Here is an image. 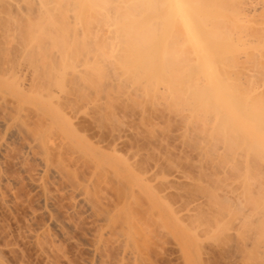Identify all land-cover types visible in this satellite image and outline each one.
<instances>
[{"label": "bare ground", "instance_id": "1", "mask_svg": "<svg viewBox=\"0 0 264 264\" xmlns=\"http://www.w3.org/2000/svg\"><path fill=\"white\" fill-rule=\"evenodd\" d=\"M11 1L12 0H10V2ZM30 1L32 2L33 0ZM37 1L40 5L41 3H39V0ZM45 1L43 3L46 5L50 2ZM54 1L58 2V0ZM66 1L68 7L72 6V8H70L72 13L76 12V10L78 9L76 7V4H79L78 7L81 6L79 3L81 2L80 0ZM95 1L97 5H95ZM262 1L264 2V0ZM262 1H259L261 3V7L260 5H256L260 4L257 2V0H93V3L89 2V0H83V4L80 10L82 14L83 5L84 10L87 7L86 3L90 4L88 5L90 7L92 3V10L90 9V7L88 8L98 17L96 19L93 16V19H88L89 21L93 20L92 22H95V25L97 24L98 26H96V31H94L96 33L94 34H97L96 36H98V34H101L100 31V33H97V29L102 27L100 24H98L99 19L103 21V24L105 23V26L103 28L107 27V30L109 29V32H112L110 33L111 36L108 34L106 35V37H108L109 41L110 38H112V41L110 42L111 45L110 43H108V45L109 49L112 46L110 50H112L113 53V60H116V57L119 56L118 52L120 53V55L122 51H124L125 54L127 53V56L130 55V49L125 50L128 41H130V45H134V43L139 44L134 45L135 48L133 49L135 51L132 50L131 53L134 57H138V59H140L139 61L143 59L142 62H139L138 59L133 57L134 59H136V62H138L139 64H143V66H145L144 69H147L146 71L148 72L150 71V67L148 66H151V63L153 64V66H156V64L157 66H159V60L164 61V58H167L165 59L167 60V63L166 61H164L165 63H162L164 66L162 65L160 67L161 69L163 67V70L168 72H161L163 74L161 77L165 76L163 77V79L165 78L163 81H165L167 86L169 85V88L171 85H173L171 86V88H173L176 85L181 84V82L183 83V85H181L182 88L184 87L185 89H182L181 85L177 87L178 90L180 89L179 93L181 95L180 97H182V101L184 100V103H186L185 106L187 108L185 107L186 109L184 108V110H187L190 113H187L190 115L188 116L193 118V120L192 118H190L191 121L188 120L189 117H186L185 120H183L185 121V123L186 121L190 122L188 126H190L191 128V123H194L195 125L193 126L197 127L195 128L197 129V137L198 139H200L198 141H200L202 144H207L206 146L204 144H201L203 148L204 146L206 147L203 149L197 141V145L200 146L201 151L204 150L202 153L207 155L213 153L218 154L219 151L216 149L219 147V144L214 145V143H220V145H224L225 148H223V146H220L218 149H222H220V152H222V154H225V151H223V149L228 150L229 153L227 151V155H229V157L232 156V154H234L235 157V154L237 155L239 153L241 155H244L245 153H249V151L256 152V156L259 153L260 156L262 152L264 153V100H262L264 99V93L256 94L258 92L257 87V92H255L254 94L252 91H255V88L254 90L253 88H250L252 87V85L254 86V84L248 85L247 83L246 84L250 88L248 89L249 92L242 93V91H240L242 89L244 91L243 84L244 86H246L245 82L254 83L251 81V78L254 79L256 77V74L259 73H256V71H254L255 68H253L254 70L252 68L249 69V66H252V64H250L248 60V65L250 64L248 68L246 67L247 64L246 66H244L245 64H241V61L245 57L241 58V61H239L240 59L238 57L241 55H238V57L236 56L240 52H237L236 55L235 52L238 51L239 48L237 47L239 46V44L241 47H243L239 50L243 51V49L247 45L249 47L251 45H254V47H256V41L258 40L259 44L262 41L260 39V36H262L260 32L264 28H262V26H259L260 24H258L260 22L262 23V21L264 23V19H262L264 18V15L260 14L261 17H259V13L263 12L264 14V3ZM99 2H101L102 4L99 5ZM56 4H54L56 8L54 7L53 10L57 9L58 5ZM59 4L62 6L61 3ZM93 4L96 7L93 6ZM98 5L100 7H98ZM16 6L18 7V5L15 4V7ZM47 6H51V3H49V5ZM257 6H260L261 8ZM65 7L66 6H63V8L68 12V7ZM31 8H33V6ZM58 8L60 9L59 6ZM63 8L60 9L61 12L64 10ZM98 8L101 10V12ZM258 8L261 9V12H257V14L258 17L262 20H260V22L259 20H257V23H255V21H253L250 17L248 21L247 16L249 14L247 13H256L255 11L258 10ZM34 9H32V11ZM49 10H52V8H49ZM64 11L62 12V15L65 16L66 14H64ZM90 11L89 14H91ZM47 12V15H51L49 16L50 23L51 20L53 21V24L57 23L58 21H56V19L53 20L54 16L53 14H50L51 11ZM61 12L59 11V13H55V15H57V18H59L58 16L61 14ZM142 12L146 14L144 15ZM230 12L231 15H229ZM241 12L244 14L246 13L247 16L245 15L244 17L243 14L242 16L238 15ZM147 13L152 14L150 20L148 19V17L146 18V16H148ZM14 14L15 12L13 13V15ZM124 14H126L127 17ZM139 14L143 15L142 17L145 18V22L147 23H144L149 25V27L145 25L147 29L143 25L144 29L147 30L145 31L143 29L145 32L142 31L143 27L141 28V25H139L141 23L140 20H142V17L140 18L141 15ZM76 15H78V12L76 13ZM79 15L76 21H79V18L81 16ZM233 15H236L235 19L238 18V21L241 22V20H243V22L240 23L242 25L239 26V22H237V20V23H231V16ZM238 16H240L242 19ZM254 16L255 15H253V17ZM14 17L15 16H12L11 13L3 14V16L0 15V186H3L4 183L9 182V179L5 173V168L7 164H9V160H11V162H15L16 166L18 167L20 181H23L25 185H28L38 195V201L36 204L39 205V208L37 210L34 208V210L31 211L30 219L36 218V215L39 213L41 214V216L45 217V225L36 228L30 227L28 229L29 237L34 243L38 254L45 258V263L49 262L51 264H54L53 261L55 259H60L61 261L62 259H65L64 261H66L68 264L76 263L70 256L66 255V248L62 246L63 241H61V243L58 238L65 239L66 241L70 242L72 240L71 233L73 231H78L79 229L81 230L83 224H85L84 222L86 221V219H89L91 221V230H89L88 232H90L89 234L91 236L88 235L90 236V238L87 242L86 248L90 253V258H87V260L84 261L83 264H153L149 258L151 245L155 244L156 246H160L161 244H163L165 236L169 231H171L167 223L165 195L163 189L160 187L162 186V184L152 185L150 183L151 179H149L146 174H143V172H139L138 170H136L133 163L130 162V159L128 157H125L120 151L118 140L114 139L104 145L101 138H97V140L92 139L84 133L85 129L80 128V125L75 123L74 120L75 118H77L78 113L81 110L80 108L84 103L90 100V95L83 90L86 85V79L84 75H82L83 72L80 73L81 70L78 69V66H72V68L74 67L72 71L73 73L72 75H70L72 77L69 79H67L68 77H66L65 81H70V84H72L74 87V92L70 91L71 89L69 90L66 87L67 89H63L65 93H55L52 88L55 81V79H53L54 75L60 71L62 72V74L67 73L68 69L66 68L69 67L70 64H68V62L63 57L59 58L60 60H62V63H60L57 58L58 54L55 53L52 55V53H54L53 48H48L50 60H43L45 57L40 60L39 54H42L45 48L41 46L44 49L42 50V52H40L41 47H39L38 44L35 43V38L33 37L34 34L32 35L33 40L30 37L32 42L28 45L27 43L24 44L23 38L26 37L28 39L29 36H27V34L29 35V33H25L26 36L24 35L25 37L22 38V34H24L21 31L22 29L20 24L22 22H18V16L17 18ZM51 17L53 18L51 19ZM69 17H71V15ZM69 17H64L67 20H65L66 24H70L71 22L70 20H68ZM243 17L244 19H247V23H250L252 21L254 22V25L258 24V27L254 26L252 23L249 26L247 25L249 29H252L250 27L251 25L255 28L260 29L259 34L257 32L258 29H255L253 32L255 34L256 31V35H253L252 33L254 38L257 37V39H255L256 45L255 43L249 45L250 40L254 38L250 37V35L248 37L251 39H248L249 41H247V39H245V36H243L244 33H246V30L245 32L243 31L244 33L242 37L243 42L244 40L245 43L249 42L248 44L246 43L247 45H244L245 43L241 45L242 37H240L239 35L238 37L235 36L238 29L234 31L233 25H236L237 27H247ZM258 17L255 16V19ZM45 18H47V16ZM82 18H84V16ZM74 19H76V17H74ZM81 20L82 19L80 18V21ZM74 21L72 20L73 23ZM85 21H87V19ZM172 22L174 24L173 26H175V23H177L176 25H181L183 31H181V27L179 28V31H181L182 34L184 32V35H182L181 32H177L179 25L177 26V28H173L172 26V29L175 32L180 33V35L183 36L185 40L179 41L176 39L177 41H175V37L179 34H171L172 32H174L172 31V29L171 32L169 31V28L171 26L170 23ZM88 23L87 26H92L91 22ZM243 23L245 24L243 25ZM75 24L77 25L78 23L76 22L74 23V25ZM51 25L52 24H50V26ZM76 25L74 27H76ZM108 25H117V29L119 30L120 28H122L121 33H118V30H112L111 27L108 28ZM156 25L158 27L160 26L159 28H161L162 30V34L158 33L161 36L155 33L156 35H158V38L161 37V39H156V43L155 41L151 42V40L147 41L149 40L148 35H150L151 39L152 37L156 38L154 37V34H149L152 33L150 27L152 26L153 29V26ZM230 25H232L231 28H233V30L229 28V31L228 27H230ZM64 26L66 25L64 24ZM138 26L140 27V29ZM77 27L74 28V30H77ZM130 27H132L131 29L135 30L136 35L138 33V36H133L135 32L132 33ZM137 27L139 30L137 29ZM103 28H101V31H103ZM125 28L126 30L128 28L131 31H127V33L125 32ZM222 28L224 30L227 29L228 33L230 32L231 37L227 32L222 31ZM249 29L247 31H251ZM219 30L224 32L223 35L225 34L226 38L229 35L230 40L233 36L232 33H235V38H241V41H239L238 39L237 41L234 37L232 38L234 42L236 40V45H234L235 47L232 46L234 48L232 50H235L236 48L237 50H235V52L233 53L228 52L229 54L226 55L229 56L226 57H228L227 59L228 61H230V57H232V55L234 54V57L238 58L239 60L237 59V61L236 58L233 57V62L230 61V65H232L233 63V65L240 63L237 64L238 67L239 65H241L249 70H253H251L252 74H249L251 77L248 75L249 72L247 73L248 70L245 71V75L250 77L249 81H247L245 77V80L243 78L245 82L241 81L242 75H244V73L240 75L238 73L239 70L236 66L234 68L233 65L231 67L230 65L226 66V64L223 63V60H227L226 58H224L226 52L223 53V51H232L230 50L231 46L228 47L229 44H227L226 42L227 40L228 42L230 41L229 37L225 39V37L223 36L225 40H222V32L219 33ZM164 31H169L171 34L169 35V38H167L168 40H165V42L167 41V45L170 44L171 40L174 38L171 44H174L173 47L175 49H173L172 47L171 50H175L176 54H178V50H181L182 47H184V49L182 50H185L188 47V50L191 52L189 53L188 50H185L186 54L189 53L192 56L189 58H180L178 64V60H175L177 58H172V56H174L173 52L175 51L166 49L170 54H168V52L166 51L164 53L165 57L161 58L163 56V52L165 51L164 47L167 48L166 45H160L163 46L160 47L161 50L162 48L164 49L163 51H161L157 47L158 52H162L161 56H158V52V54H154V56L152 54L155 52L153 48H156L155 44L163 42L162 40H164V35L167 34L166 32L164 33ZM142 33H145V37H147L146 41H144L145 39L144 36L142 37ZM128 34H132V40L127 38L129 36ZM95 35L93 36V38H97L95 37ZM102 35H104V33ZM135 37L138 38L135 39ZM50 38L51 34L49 35V39ZM93 38L91 40H93ZM27 39L25 40L27 41ZM142 40L144 42H142ZM221 40L222 45H224V50H221V48L219 47L221 46ZM137 41H139L140 43ZM146 42L148 44L152 43L153 45H150L152 48L150 52H147V54L146 51H149V49L147 48L150 47L145 44ZM178 42L180 48H177ZM182 42H184V44ZM223 42H225V44H227L228 46H225ZM143 43L144 45H147V47H144ZM180 44H182V47L180 46ZM232 44L234 43L232 42ZM263 45L264 44L260 45L261 48ZM91 46L89 47L90 52L92 50L91 48L94 47ZM122 47H124L125 49L123 48V50ZM139 48L142 52L139 51ZM219 48L220 52L218 51ZM252 48H250L249 50L255 49ZM117 49H120L121 51H118ZM143 49H145V52ZM255 50L259 51L258 48ZM64 51L66 52L67 50L64 49ZM64 51L62 53H64ZM137 52H139L140 54L142 53L141 55L145 56L142 57ZM250 52L251 51H248L249 54ZM116 53L117 55L115 56ZM166 53L170 56H166ZM109 54H111V51ZM125 54L124 57H127ZM242 54L244 55V52ZM146 55L149 57V59ZM259 55L262 57L264 54H261L260 52ZM157 56L161 59L156 58ZM250 56L251 55H249V57ZM150 57L152 59H150ZM220 57H222L223 60ZM256 57V55L253 56V58L252 56L250 57L254 62H258L254 64V67L256 66V64L260 65V63L262 64L264 61V56L263 59L259 56V58ZM54 58H56L57 61L56 59L52 60ZM250 58L249 60H251ZM260 58L263 60L262 62L260 61ZM257 59L258 61H256ZM115 60L114 62L118 61L119 58L118 60ZM150 60L152 62H149ZM252 60L251 63L253 62ZM155 61H159V64L155 63ZM175 61L176 63H173ZM66 62L68 66L66 65ZM221 62L225 65V69L222 67L223 65L221 64ZM139 64L137 66H140ZM181 64L183 65L182 68L180 66ZM111 65L114 67L113 64ZM263 65L264 64H262L261 67L259 66L260 69L264 67ZM137 66L136 68H138ZM156 67H154V69ZM220 67H222V70L224 71L232 68L228 71L231 75L235 73L234 77L236 78V82L237 78L239 77L237 75L238 73L241 76L238 78H241V82H238L241 88H238L237 84L236 88L234 83L230 82L232 79H234L233 76H231L232 79L230 77L231 80L228 78L229 75L226 74V72H224V74H226L224 76V74L221 73L222 71H220L221 69H219ZM112 68L110 70H112ZM167 68H169L171 72L170 70H167ZM61 69H64V71L66 72L62 71ZM161 69H158L157 67V69L155 70H157L158 72ZM180 69H183V71L181 70L183 73L180 71ZM236 69L238 71H236ZM242 69L240 70L243 72ZM155 70H151V72L153 71V73H155ZM231 71H233L234 73L232 72V74ZM169 73H171L174 77L176 76V79H172L170 77L171 74ZM179 74L181 76L180 78L178 76ZM227 75L228 77H226ZM167 76L171 78V80ZM155 77L158 80V76H156V73ZM259 78L261 79L259 80ZM262 79H264V76L260 75L258 77V80L260 81L259 83H261ZM258 80L254 79L253 81L258 82ZM242 82L243 84L241 85ZM63 84L64 86H66L67 83L65 84V82H63ZM261 84H263V80ZM258 96L261 97L262 101L260 100V98H258ZM102 98L103 95H101V99ZM192 109L193 113L191 111ZM81 112L84 113L85 111ZM95 124L99 129L102 127V123L100 120H98ZM188 126L187 128H189ZM193 138L196 139V137L194 136ZM193 138L191 139L194 140ZM192 140H190V142H192ZM17 146H20L21 148L19 152L16 151ZM214 146L215 148H217L214 149ZM205 150L207 151L206 153ZM215 150L217 152H214ZM230 151H233L234 153H230ZM243 151L246 152L242 153ZM240 154L237 155L238 158H240ZM254 154L252 153V155ZM243 155L242 158H244V156L246 157V155ZM256 156L254 157L256 158ZM255 158L254 161H252L250 158L249 160L256 163ZM260 159L258 160L257 156L258 162L261 161ZM259 164L257 163V166ZM253 165L255 166V164ZM60 189H62V191L65 192L70 198V207L65 212L62 218H60L61 216H59L55 205L57 194ZM60 257L63 258L61 259ZM57 262L58 261H56L55 264H57Z\"/></svg>", "mask_w": 264, "mask_h": 264}, {"label": "rangeland", "instance_id": "2", "mask_svg": "<svg viewBox=\"0 0 264 264\" xmlns=\"http://www.w3.org/2000/svg\"><path fill=\"white\" fill-rule=\"evenodd\" d=\"M4 1L0 0V15L3 16V14L11 13L12 16H15L14 18H17V16L19 17L18 22L19 23L22 22L20 24L21 29H22L21 31L22 33H24L22 34V38L26 36L25 33L26 34L29 33V35L27 34V36H29L28 39L26 37L23 38V43L24 44L27 43V45L30 44L33 40L32 35L34 34L33 37L35 38V43H37L39 47L43 46L45 48V50H43L44 48L42 47L40 48V52H42L43 50V53L39 54L40 60H42L44 57L45 58L43 60H50V57H49L50 54H49L48 48L50 49L53 48L54 53H52V55L55 53L58 54L57 58L60 61V63H62L61 62L62 60H60L59 58L63 57L68 62V64H70V66L67 68L65 66V68L68 69L67 73H63L64 74L63 75L62 72L60 71L55 74L56 76L54 75V77L56 78L53 77V79H55L56 84L54 81L52 88L55 93H58V94L65 93L63 89L65 90L67 88L69 90L71 89L70 91L74 92V89H73L74 87L72 84H70V81H65L66 77H68L67 79L72 77L70 76L72 75L73 73L72 71L74 69V67L72 68V66L74 65L76 67L78 66V69L81 70L80 73L83 72L82 75H84L86 79V85L83 90L87 94L90 95L89 97L90 100L84 103L83 106L80 108L81 109L80 112L81 111L83 112L85 111V112L78 113L77 118H75V120L73 119L75 123L80 125V128L85 129L84 133L87 136L91 137L92 139L97 140V138L99 139L101 138L103 140L104 145H106L108 142H111L114 139L118 140L120 151L125 157H128L130 159V162L133 163L136 170H138L139 172H143V174H146L149 177V179H151L150 183L152 185L162 184V186L160 187L163 189V192L165 195L166 209H167L166 210L167 223L171 231H169L167 235L165 236V240L163 244H161L160 246H156L155 244L151 245L150 252H149V255H150L149 258L151 262L153 264H264V160H263L264 157H262L264 156L263 155L264 153L262 152L263 153L262 154L260 152L262 154V155L260 154V156L258 153L257 155L258 160L262 157L260 159L261 161L259 162L257 161L256 152L249 151V153L244 154L246 155V157L242 154L244 158H242V155L240 153H239L240 158H238L237 156L239 154L237 155L235 154V157H234V154H232V156L229 157V155H227L229 153L228 150L223 149V151H225V154H222V152H220L221 148L218 149L220 146L221 147L223 146V148H225V146L222 144L220 145V143H214V145L219 144V147L216 145L218 147V148L216 147L217 149L215 148V146L213 147L214 149L219 151L218 154L209 153L210 155H207V154L202 153L204 150L201 151V148H200L202 143L198 141L200 139H198L197 137V131H196L197 129H195L197 127L193 126L195 125L194 123H191L192 124V128H191L190 126H188L190 122L186 121L185 123L184 121L186 117L190 116L189 115L190 113L187 110H184V108L186 107L185 106L186 103H184V100L182 101L181 99L182 97H180L181 95L179 93L180 89L178 90V87H177L181 84L183 85V83L181 82V84L176 85L173 88H171V86H173L171 85L169 88V85L167 86L165 81H163L165 79V78L163 79V77L165 76L161 77L163 75L161 72H168V71L163 70V67L162 69L160 67L165 63L164 61H166L167 63V60H165L167 58L165 57L164 53L167 50H171L174 45V44L173 45L171 44L174 38L173 39L171 38L172 40L170 44L168 45L166 44L167 41L165 42V40H168L167 38H169V35L173 33H176L174 35H177V34L180 35V33H177V32L183 31L181 25L178 24L179 25L178 26L176 25L177 23L174 22L175 26H173L174 25L173 22L170 23L171 26L169 28V31L171 32L172 26L173 28L174 27L177 28L178 26V31L175 32L172 29V31L174 32H172L171 34L169 31H164V33L166 32L167 34L164 35V38L162 37L164 39L162 40L163 42H159L157 44H155L156 39H161V37L158 38V35L162 34L161 33L162 30L161 28H159L160 26L158 27L157 25L153 26L154 30L152 29V26L150 27L152 30V33H149V34H152V35L154 34L155 35L154 37H156V38H153L151 36L152 39H154L152 40L150 38V35H148L149 40L147 41H150V40L151 42L155 41L154 44L156 45V48L155 47L153 48L156 53L154 52L152 54L154 55V54L159 53L158 56H161L162 52L160 51L158 52L157 47L161 50L160 47H163L164 45H166L167 48L164 47L165 51L163 52V56L161 57V58L165 57L164 61L159 60L160 61V62L158 61L160 63L159 66H157L156 64L158 69L160 68L162 71L160 70L157 72V70H155L157 69V67L153 66V64L151 63V66H148L150 67L149 68L150 71L148 72L146 71L147 69L146 70L144 69L145 66H143V64H139L138 62L135 61L136 59H138V57H134L131 53V51L134 50L133 48H135L134 45H137L138 44L137 42L139 41L136 42L137 44L134 43V45L133 44L130 45L129 44L130 41H128L127 45L125 44L126 49L124 47H122V49L123 48L125 50L130 49L129 53L131 56L129 55V53H128L129 56H127V53L125 54L124 51H122L123 53L121 52V55L118 52L119 56L116 57V60H118V58L119 60L116 61L114 59L116 61L114 62L112 58L113 53H112V50H110L112 46L109 49V45H108V43L112 41V38H110V41H109L108 37H106V35L108 34L111 36L110 33L112 32H109L110 30L109 29L107 30V27L103 28L105 26L104 25L105 23L103 24V21L99 19L98 24L102 26V27L101 26L99 27L103 28L102 29L103 31H101V28H99L100 30L97 29V33L101 32V34L100 35L98 34V36H96L97 34L96 35L94 34L96 33L94 31H96V28L98 26L97 24L95 25V22L94 23L92 22L93 20L89 21L88 19L92 18L93 16L96 19L98 17L96 16V14H94L92 11L89 10L88 7L90 6L88 5L90 4L88 3H86L87 7L85 8L88 10H85V9L83 10L84 8V5H83V8H82L83 12L81 14L80 9L83 4L82 3L83 0H80L81 2H79L81 6L78 7L79 4H76V7L79 10L76 8L78 11L76 10V12H74L75 14L71 12L70 8H72V6L70 7L67 6L68 4L66 3L67 2L66 0H62V1L58 0V2L62 4V6L58 2H55L54 0L52 1L51 0H46V1L39 0V3H41L42 6L41 4L40 5L38 4L37 0H33L32 1L33 3L30 0L29 1L28 0H12L11 2L10 0H4ZM44 1L45 2L50 1L49 3H51V6L48 7L47 5H49V3H47L46 5L43 3ZM85 1H88V0H85ZM259 1H262V0H257L258 3H260ZM89 2L93 3V0H89ZM92 3H91V7H92ZM15 4L18 5V7L17 6L15 7ZM54 4L58 5L60 9L63 8V6H66L65 8L68 7L67 9H69V11L67 12V10L63 8L65 10V11L63 10L65 12L64 14H66L64 16L62 15L63 11L61 12L58 6H57V9L59 10L57 9L56 10L54 9L55 11L53 10L54 7L56 8ZM100 4L102 3L99 2V5ZM95 5H97V3ZM95 5L93 4V6ZM99 5L98 7H100ZM256 5L261 6V3L256 4ZM32 6L33 8H31ZM260 6H257V7L261 8L262 6L261 7ZM91 7L90 9L92 10ZM49 8L50 9L52 8V10H49ZM259 8L258 10L255 11L256 13H252V12L251 14L247 13L249 14L248 16L246 13L244 14L242 12L238 15L242 16L243 14L244 17L246 15L248 18V21L251 17L252 20L255 21V23H257V20H259L260 22V20L264 19V18L262 19L259 18L261 17L260 14L262 15L264 14L263 12L260 11L261 9ZM32 9L34 10L32 11ZM47 11H51V12L54 11L52 13L50 12V14H53L54 16L53 20L56 19V21H58L57 22L58 24L57 23L53 24L52 20L50 23L49 16L51 15H47L48 14ZM56 11L58 13L59 11L61 12V14L58 16L59 18H57L56 17L57 15H55V13H57ZM89 11L91 12V14H89ZM12 12L13 13L15 12V14L13 15ZM77 12H78V15L79 14L81 15V16L79 15L80 18L82 19L81 21H80V18H79V21H76L78 19L77 18L78 15H76ZM257 12L258 13L261 12L259 13L260 15L259 17H258ZM17 14H19L20 16ZM88 14L91 16H89ZM70 15L71 17H69ZM124 15L126 16V14ZM147 15L148 16H146V18L148 17V19L150 20V18L152 17L151 16L152 14L147 13ZM229 15H231V12ZM236 15L231 16V18L235 19ZM253 15H255L258 18L255 19V16L253 17ZM46 16L47 18H45ZM66 16L69 17L68 20L71 21V22L69 21L70 24L65 23ZM83 16L84 18H82ZM98 16H101V15H98ZM142 16L143 15H141L140 18ZM20 17H22L23 19ZM74 17H76V19H74ZM238 17L241 18L240 16ZM52 18L53 17H51V19ZM86 19L87 21H85ZM141 19L142 20H140L141 23L139 25H141L140 27L142 28L143 25L144 27L145 25H147L145 24L147 22H145V18L142 17ZM232 19H231V23L239 22L238 23L239 26L242 25L240 23L243 22V20H241L240 22L237 20L238 18L235 20H232ZM72 20L73 21L75 20L78 23L77 25L75 24L76 27L79 26L77 27V30L76 29L74 30V28H76L74 27L75 26L74 23L76 22L74 21L73 23ZM244 21L246 23V26L247 25L249 26L251 23L254 25V22L252 21L250 23L249 22L247 23L246 22L247 19H244ZM88 22H91L92 26L90 25L87 26ZM63 23L66 26H64ZM245 23H243V25ZM262 23L260 22L258 24H260L259 26H262V28H264L263 27L264 23L263 24ZM50 24L52 25L50 26ZM258 24L254 26L258 27ZM108 26H109L108 28L111 27L112 30H115V31L118 30L119 31L118 33H121L122 28L118 27L120 28V30L117 29V25H108ZM231 26L232 25L228 27L229 31H230L229 28H231ZM235 26L236 25H233L234 31L238 29L239 32L237 30L236 34L232 33L233 35L232 38L234 37V34L237 37L238 35L242 37L245 30L247 34L244 33L243 36H245V39H247V41L251 39L248 36L251 35L250 37L254 38L253 35L257 34L256 31H255V34L253 32L255 29L257 30L258 28H255L252 25L250 27L253 30L249 29V27L247 26L248 29L251 31H247L248 29L245 26L244 27L242 26L235 27ZM144 27L142 28L143 32L147 31L146 30L147 28L145 27L146 29H144ZM147 27H149V25H147ZM180 27L182 29L181 31H179ZM131 28L132 27H130V29ZM233 28L231 29L233 30ZM105 29L107 32L105 31ZM131 30H132V33L135 32V30L133 29ZM131 30H129L128 28L126 30L125 28V32L127 31L130 32ZM221 30L228 33L227 29L224 30L222 28ZM263 30L264 29L261 30L262 33L260 32V34L263 36V37L260 36L261 37L260 39L262 40L260 44L258 40L257 41L255 40L257 39L256 37L254 39H251L254 41L250 40V43L249 42L248 43L249 45L253 43H255L256 45V42H257V46L254 47V45L253 46L251 45L249 47L247 45L248 43L247 42H246L247 44L245 43V40L243 42V37H242L241 45L245 43L244 45H247L248 47L244 46L245 48L243 49V51L239 50V49H242L243 47H241L240 44L238 43L240 47L236 46L237 48H239L238 51L236 52L235 50H237V48L235 50H232V49H234L233 47H235L234 45H236L235 42L238 38L234 37L236 39L235 42L231 38L232 40L231 41L230 32L228 33L230 37L227 34L230 41L228 42L227 40L226 42L227 44H229V46L225 44V42L223 43L225 44V46H228V47L231 46L230 47L231 49L230 48L228 49H230L232 52L228 50L226 51L224 50V45H222V40L224 39L225 34L223 35L224 32L219 30L220 31L219 33L222 32L221 46L219 47L221 48V50H224L223 53L226 52L224 58L226 59L228 58L226 56H229V55H226V54L235 52V55H236L237 52H240L236 56L238 57V55H241L238 57L240 60L234 57V54L233 55L231 54L232 57H230L231 59L229 58L230 61L233 62L232 60L234 58H236V60L238 59L239 61H241V58L245 57L246 59L244 58L245 60L243 59L244 61L242 60L241 64H245L244 66H246L247 64L246 66L247 68L250 64H252L253 67L250 65L251 67L249 66V69L255 68V70L254 69L253 70L256 71V73H259V74L255 73L256 74V77L254 78L255 80L256 79L258 80V77L260 75L264 76V73H263L264 65L262 66L263 68L260 69L261 65L264 64V61H263L264 55L262 57L259 55L260 52L261 54H264V47H263L264 45L262 46V48L260 46L264 44ZM259 31L260 29L257 30L258 34H259ZM102 32L104 33V35H102L103 34ZM47 33L49 35L51 34L50 39ZM155 33L156 34L160 33V34L156 35ZM93 34L97 38H93L94 36ZM128 35L129 36L127 38L132 40L133 39L131 37L132 34H128ZM179 35H177L176 37L174 36L175 41L185 40L183 36L181 35L179 36ZM182 35H184V32ZM133 36H138V33L136 35V32H135ZM143 36L145 39L144 41H146L147 37H145L146 36L145 33H142V37ZM30 37L32 38V40ZM92 38L93 40H91ZM137 38L138 37H135V39ZM227 38L225 37V39ZM25 39H27V41ZM51 39H52V42H51ZM238 40L241 41V38ZM144 41L142 40V42ZM184 42L182 43L184 44ZM232 42L234 44H232ZM145 44H147L150 47V48H147L149 49V51H146V54H147V52H150L152 48L151 46L153 45L152 43L148 44L147 42ZM91 45L94 47H92ZM147 45H144V47L145 46L147 47ZM160 45H163V46H160ZM90 46L92 47L91 52L89 50ZM180 46L182 47V44H180ZM252 47L255 49L258 48L259 51L253 49ZM177 48H180L179 42H178ZM220 48L218 50L219 52H220ZM250 48H252L253 50H249ZM64 49H66L67 51L65 52ZM87 49L89 50V52ZM173 49L175 48L173 47ZM182 49H184V47H182L181 50H178L177 52L178 54H176L175 50H171V51H175L173 52L174 56H172V58H177L175 60H178L177 62L178 64H179L180 58H189L192 56L191 54H189L191 51L188 50V47L185 49L189 51V53H187L188 55L186 54V51ZM62 50L64 51V53H62L63 52ZM109 50L111 51V54H109L110 53ZM117 50L119 51L120 49H117ZM140 50L141 49L139 48V51ZM143 50L145 52V49ZM163 50L164 49L162 48L161 51ZM244 50L246 51L248 50L251 52L249 54L248 51L246 52ZM57 51H59L60 53ZM167 52L168 54H170L169 51ZM243 52L245 56L242 54ZM124 54L127 57H124ZM168 54L166 53V56ZM116 55L117 53L115 54V56ZM249 55H251L252 58L255 55L257 56L256 58L261 57L263 60L260 58V61L261 62L263 61V63L261 64L259 62L260 65L256 64V66L254 67V64L258 62H254L250 58L251 56L249 57ZM141 56L143 57L145 55H141ZM158 56L156 58L161 59ZM246 56L249 57L253 62L251 63V60H249V58H247ZM133 57L136 59H134ZM55 59L56 58L52 60H55ZM150 59L152 58L150 57ZM139 60L140 59H138V61ZM142 60L143 59H141V61L139 62H142ZM247 60L250 62L249 65H248ZM156 61L155 63H158ZM225 61L223 60V63H225L226 66L230 65V61H228V59ZM256 61H258V59ZM67 62H66V65L68 66ZM149 62H152V61L150 60ZM243 62H247V63H243ZM173 63H176V61ZM111 64H113L114 67ZM138 64L140 66H137ZM237 64H240V63H237ZM237 64L233 65L234 68L236 66L237 69L239 70L238 71L236 69V71H238L240 75L244 73V75H242V79L240 78L241 81H244L245 78L247 81H249L250 80L249 78L251 77L250 75L252 74L251 72L252 69L249 70L246 67L241 66V65H239L238 67ZM222 65L221 66L224 68L225 65L224 64ZM232 65L230 66L232 67ZM111 66L114 68V71ZM136 66L141 69L136 68ZM180 66L182 68L183 65L181 64ZM154 67L156 68L154 69ZM222 67L219 68L221 69L220 71H222L221 73L224 74V72H226V74L229 75V77L228 75L226 77H228L229 79L231 76H233L234 79H232L231 77L232 80L230 79L231 80L230 82L231 83L233 82L236 88H237V85H238V88H241V86L238 84V82L239 83L241 82L240 79L238 78L241 76L237 73L239 77L237 78V82H236L235 80L236 78L234 77L235 73L231 71V73L232 72L234 73V74L232 73L233 75H231L230 72L228 71V70H231L232 68L230 69L228 67L229 69L224 71L222 70ZM111 68L112 70H110ZM177 68H180V67H177ZM240 69H242L243 72ZM151 70H155L156 76H158V80L155 77V73H153V71L151 72ZM167 70H170V69L167 68ZM181 70L183 71V69H180V71ZM246 70H248L247 73L249 72L248 75L250 74L249 75L250 77L245 75ZM257 70L263 71V72H258ZM62 71H64V69ZM180 74L178 75L179 78L181 77ZM226 74H224V76ZM170 77L173 79L176 76L174 77L171 74ZM171 78L169 79L171 80ZM251 79H252L251 81L254 83H248L244 81L245 84L246 83L248 85L254 84V86L252 85V87H250V88H253V90L255 88V91H252V92L255 94V92H257L256 88L258 87V92L256 94H259V93L263 94L264 93V89H263L264 79H262L263 84H261L262 80H261V83H259L260 82L259 80L261 78H259L258 82L253 81L254 80L253 78ZM63 82H65V84L67 83L66 86H64ZM179 82H176V83H179ZM255 82H256V85H255ZM242 84L243 82L241 83V85ZM247 84L246 86H244L243 84L244 91L243 89L240 90L242 91V93L249 92L248 89L250 88L248 87ZM182 85H181V88H182ZM182 89H185V88L183 87ZM101 95H103L102 99H101ZM259 96L258 98H260L261 100V97ZM191 111L193 113V109ZM190 118L192 117H189L188 120H190ZM98 120H100L102 123V127L100 129L97 128L95 124ZM186 125L189 128H187ZM193 129H194V135H193ZM193 136L196 137V139L193 138ZM191 138H193L194 140H192ZM190 140H192V142H190ZM197 143L200 144V146H198ZM204 145L206 146L207 144H204ZM205 146L204 148H206ZM198 147L200 148V150ZM20 149H21L20 146H17L16 151L19 152ZM216 150L214 152H217ZM246 151H243L242 153ZM206 152L207 151L205 150V153ZM232 152L230 151V153ZM252 153L253 154L255 153V154L252 155ZM254 156H256V158ZM253 157L255 158L256 163L252 162L254 161ZM249 158L252 161H250ZM10 162L11 160H9V164H7L5 168V173L9 179V182L4 183L5 185L3 184V186H0V193L2 194V195L0 194V264H48L49 262H47L46 260L47 263H45V258H43L42 256L38 254L37 249L28 234V229L30 227L36 228V227L45 225L44 223L46 219L45 217L41 216V214L39 213L36 215L37 216L36 218L30 219L31 211L34 210V208L36 210L39 208V205L36 204L38 201V195L28 185H25L23 181H20L18 167L16 166L15 162H11V163ZM257 163L258 164L260 163V164L257 166ZM253 164H255V166ZM13 193H14V196H13ZM55 205H56L57 212L59 213V216H61L60 218H62L65 212L70 207V198L65 192L62 191V189H60L57 194ZM84 223L85 224H83V227L81 228V230L79 229L78 231H73L71 233L72 240L70 242L66 241L65 239L58 238L60 242L63 241V243L62 242L61 243L63 244L62 246L66 248L65 249L66 255L70 256L74 260V262H76L74 264H83L84 261L87 260V258L88 259L90 258L89 257L90 253L86 247H87V242L89 241V238L91 236L89 234L90 232H88L89 230H91V226H90L91 221L89 219H86ZM55 260L53 261L54 264L56 261H58L57 264H68L66 261H64L65 259H62V261L60 259L56 261Z\"/></svg>", "mask_w": 264, "mask_h": 264}]
</instances>
